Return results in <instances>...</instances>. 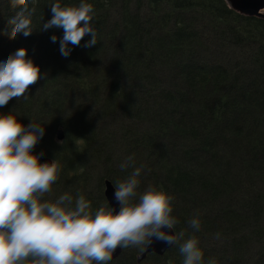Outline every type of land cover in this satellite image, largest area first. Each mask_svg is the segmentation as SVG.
Returning <instances> with one entry per match:
<instances>
[{"label": "trees", "instance_id": "obj_1", "mask_svg": "<svg viewBox=\"0 0 264 264\" xmlns=\"http://www.w3.org/2000/svg\"><path fill=\"white\" fill-rule=\"evenodd\" d=\"M50 2L33 5L36 31L12 38V10L0 0V57L24 48L46 73L28 86V100L13 97L0 114L45 127L33 154L61 166L47 198L79 192L96 208L105 180L114 187L140 167L138 193L174 197L173 232L195 236L205 261L264 264V19L225 0H87L97 44L83 47L85 35L65 58L63 30L38 31ZM242 55L245 69L228 62ZM59 129L61 141L52 135ZM129 155L134 165L122 170ZM194 216L198 232L187 223ZM141 252L121 249L111 264H182L178 245L138 263Z\"/></svg>", "mask_w": 264, "mask_h": 264}, {"label": "clouds", "instance_id": "obj_2", "mask_svg": "<svg viewBox=\"0 0 264 264\" xmlns=\"http://www.w3.org/2000/svg\"><path fill=\"white\" fill-rule=\"evenodd\" d=\"M36 2L6 0L12 12L5 27L12 38L18 34L27 37L36 31ZM49 6L51 18L40 23L38 31L63 30L59 39L61 56L67 58L72 51L69 45L79 46L85 35L90 38L83 47L97 44L91 3L78 0L67 5L62 0H51ZM0 34H4L3 29ZM50 41L57 42V36H50ZM45 79L46 73L26 58L24 48L0 57V107L13 97L28 100V86ZM17 117L12 112L0 114V264H111L118 247L144 251L153 239L178 245L182 264H216L213 258L205 261L195 236L184 239V231L173 232L178 220L172 214L171 194L154 187L138 193L141 168L133 167L131 155L120 168L133 167L132 172L113 187L119 205L115 214L106 200L93 208L79 192L73 195L65 191L54 200L48 199L46 194L59 179L61 166L55 159L39 162L43 152L33 154L45 127L30 119L22 125ZM187 223L193 232L200 230L199 217ZM162 229L171 230V234ZM214 236L219 238L220 234Z\"/></svg>", "mask_w": 264, "mask_h": 264}, {"label": "water", "instance_id": "obj_3", "mask_svg": "<svg viewBox=\"0 0 264 264\" xmlns=\"http://www.w3.org/2000/svg\"><path fill=\"white\" fill-rule=\"evenodd\" d=\"M231 9L240 15L248 16V17H258L264 19V0H225ZM63 132L62 130L56 131V139L62 140ZM37 144L33 148L32 151L36 148ZM42 162H50V159L43 158ZM114 188L112 184L108 181H104V189L103 195L105 200L108 202V205L114 209L115 211L119 210L118 202L115 201L113 197ZM164 231H168L171 234V230L162 229ZM172 245L166 244L162 241H156L153 239V242L146 247V249L142 252V254L138 257V261L145 258L147 254H154L157 256L163 255L167 250H169ZM120 254V248L118 247L114 252L112 259H115Z\"/></svg>", "mask_w": 264, "mask_h": 264}, {"label": "rangeland", "instance_id": "obj_4", "mask_svg": "<svg viewBox=\"0 0 264 264\" xmlns=\"http://www.w3.org/2000/svg\"><path fill=\"white\" fill-rule=\"evenodd\" d=\"M217 49H221V51H223V52H227L229 49H227V50H225V48L223 49L222 47H216ZM231 57H233L232 55H228V58H231ZM244 56L242 55L241 56V60H238V59H235V58H233L232 60L230 59H228V62H231V63H235V61H233V60H237L238 62L239 61H241V65L240 64H236L235 66H237V65H240V67H242V68H244L245 69V67H246V60H245V58H243ZM245 61V62H244ZM221 243V241L220 240H216L215 241V245H218V244H220Z\"/></svg>", "mask_w": 264, "mask_h": 264}, {"label": "flooded vegetation", "instance_id": "obj_5", "mask_svg": "<svg viewBox=\"0 0 264 264\" xmlns=\"http://www.w3.org/2000/svg\"><path fill=\"white\" fill-rule=\"evenodd\" d=\"M52 135H54V137L56 138V132H54L53 130H52ZM62 139H63V138H62ZM57 141H61V140H57ZM37 148H38V144H37L36 148L34 149L33 153L36 152ZM43 158H45V157H43ZM43 158H41V163H43V162H42V159H43ZM103 189H104V183H103ZM103 197H104V195H103ZM104 199H105V198H104ZM120 251H121V249H120ZM142 252H143V251H142ZM142 252H141V253H142ZM141 253H140V254H141ZM140 254H139V255H140ZM139 255H138V256H139ZM138 256L136 257V262L139 263V262H141L143 259L140 260V261H138ZM115 259H116V258H115ZM113 260H114V259H113Z\"/></svg>", "mask_w": 264, "mask_h": 264}]
</instances>
